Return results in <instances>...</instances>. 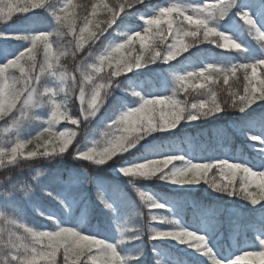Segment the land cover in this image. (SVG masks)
Segmentation results:
<instances>
[{"label":"snow or ice","instance_id":"obj_1","mask_svg":"<svg viewBox=\"0 0 264 264\" xmlns=\"http://www.w3.org/2000/svg\"><path fill=\"white\" fill-rule=\"evenodd\" d=\"M37 10L48 17L47 27L0 31V169L6 174L0 180V208L5 209L0 210V264H132L146 250L125 253L124 246L144 236L149 243L187 245L211 264H244L249 258L264 264V111L254 115L264 109V0H0V22L17 14L23 20ZM12 41L18 42L16 48L8 47ZM201 44L223 50L222 57L202 59ZM179 57L186 66H177ZM68 58L71 69L62 62ZM150 65L169 66L170 94L167 88L145 92L132 85L133 75ZM221 83L228 87H215ZM75 102L74 113L70 105ZM229 111L239 115L217 134L227 141L233 134L244 137L255 154L252 161L237 155L198 162L183 152L159 154L144 144L149 137L175 134ZM94 120L103 125L98 138L90 131ZM33 125L35 131L28 133ZM141 147L145 154L138 157ZM58 158L79 166L66 178L56 174L55 187L39 191L71 218L88 190H95L118 239L79 222H61L39 208L49 224L24 219L18 202L37 193L33 181L44 173L25 180L7 173ZM105 165L135 191L142 227H130L127 215L118 221L125 205L111 198L90 171ZM149 180L180 187L207 184L217 194L247 201L260 216L235 225L245 242L225 255L211 244V227L170 218L174 205L138 186ZM129 203L135 208V201Z\"/></svg>","mask_w":264,"mask_h":264},{"label":"trees","instance_id":"obj_2","mask_svg":"<svg viewBox=\"0 0 264 264\" xmlns=\"http://www.w3.org/2000/svg\"><path fill=\"white\" fill-rule=\"evenodd\" d=\"M77 3H88L89 0H76ZM112 2V0H109ZM154 3L159 2V0H153ZM38 14L30 15L28 18L20 19L19 14H17L14 19L8 23L0 22V31H9L13 28L26 27L32 24L36 28H44L49 24L48 17L37 10ZM26 19H28L26 21ZM18 43V42H17ZM9 48H15L10 42ZM199 48L202 49L201 58L204 59L205 53L208 51H215L217 54H223V50L216 48L211 44H201ZM196 49H190V52H195ZM134 55V54H133ZM185 56L189 53H185ZM178 60L181 62L177 64V61H173V64H177L178 67L184 66L183 57H179ZM67 64L68 68L71 69L72 62L70 58L62 61ZM199 63V60H197ZM150 69H142L140 73L134 74L132 78V85L135 86L136 82L143 81L146 82L147 90L151 91L152 83L155 82L161 87L159 75L161 69L164 65H150ZM128 75H132L129 73ZM123 79V77H121ZM230 84L234 86H239L238 82L230 81ZM218 89L227 88V85L218 84L215 85ZM145 90V89H142ZM153 91V90H152ZM220 95L225 96L226 93L220 92ZM134 98H129V103H131ZM72 111L75 113L78 111V102L70 105ZM253 105V108H256ZM263 109L257 108L254 115H259ZM251 111V110H250ZM239 114L235 112H227L220 114L221 118L217 119L215 117L209 120L195 122L198 126H188L187 128H178L175 134L163 133L158 134V138L153 140L152 137L148 138V141L144 142L149 148L157 150L159 154H165L166 150L170 152H178L182 147L186 152L191 149L190 142H196V156L198 162L200 158H208L212 156L210 152L212 148L218 146L221 142H226L230 145L231 151L234 154H238L241 149H244L245 155H250V158L254 159L253 150L247 146L246 139L239 134H233L230 141L222 140L218 134L217 130L221 126H226L235 122ZM103 125L94 120L90 125V131L92 134L97 135L102 131ZM35 131V125L28 129V133H33ZM0 138H3V133L0 132ZM33 146L30 145L31 149ZM135 151V150H133ZM184 153V152H183ZM145 154V148L141 147L139 151H136L138 157ZM191 158V157H190ZM79 165L70 158L54 159L51 161H40L33 163L30 167L25 165L22 169H17L14 172H9L7 175H12L20 178L21 180L30 179V177L35 176L37 171L43 172L44 175L39 177L38 181H33V186H37V193L31 198H21L18 202V207L24 219L32 225H46L50 222L44 217L40 216L36 209L39 208L40 211L45 214L55 215L61 222L72 223L75 225L77 222L81 223L85 229L89 231H95L99 233L106 234L110 239H118L119 234L115 230V226L108 219V213L103 210V206L99 204L96 200L95 190L89 189L85 201H81L80 205L76 208L74 215L69 218L65 210L58 202L44 196L40 191L39 187L50 186L55 187L52 184V178L56 174H61L65 178L73 169L78 168ZM93 175H95L99 180L103 182L105 188L110 192L114 193L117 198L122 199V203L125 205L122 208V215H127L126 219L128 225L133 228H139L144 225V219L137 215V212L142 211V205L136 196L135 191L127 184L126 178L118 175L116 171L110 166H103L99 169H90ZM5 172L0 169V180L5 177ZM138 186L141 188L150 190L158 199L165 202H173L182 205V211L184 216V222L191 224L193 222L192 217L198 226H200L201 219L206 215L207 211H212V216H209V223L215 229L217 227V232L214 234L215 237H219L218 244L226 243L229 245V250H233L232 241L235 235L237 246L241 247L244 245V237L242 234H237L235 230V225L239 224L241 226L249 224L257 217L260 213L253 209V207L245 200L239 199L237 197L222 196L213 192L207 184H200L197 186H185L180 187L177 185L168 184L162 180H149L140 181ZM130 201H135L136 206L132 208L130 206ZM86 209L87 216L83 214ZM0 210H5L0 208ZM175 216L173 211L170 214ZM176 219L180 220L175 216ZM119 222H123L124 217L119 219ZM180 222L184 224L181 220ZM161 227V225H156ZM213 230V229H212ZM126 235H135V233H126ZM249 239H251V233H249ZM141 248L146 250L145 256L140 262H132V264H156V260H161L163 255L160 253V249L168 254L171 259H174L178 264H211L206 262L195 249L189 248L187 245H183L174 240H162L154 241L152 243L148 242L147 236H144L141 240H136L130 242L124 246L125 253H135ZM155 248V252L153 251ZM255 260L256 264H259L258 258H249L244 264H252Z\"/></svg>","mask_w":264,"mask_h":264},{"label":"rangeland","instance_id":"obj_3","mask_svg":"<svg viewBox=\"0 0 264 264\" xmlns=\"http://www.w3.org/2000/svg\"><path fill=\"white\" fill-rule=\"evenodd\" d=\"M247 38V37H246ZM15 43H13L14 45ZM222 57V55H215L214 53H211L207 56L206 60H218ZM168 67L169 66H166V70L165 71H162V70H159L160 71V80L162 82V86L160 88H158L157 84L156 83H153V86H152V89L153 90H164L165 88H167L169 90V94H170V89L172 87V78H171V74L170 72L168 71ZM138 88H141L143 87V84L142 83H139V85L137 86ZM145 92H147V90H145ZM220 146L216 149H213V156H234V154L230 151V148L228 145H226V143H220L219 144ZM195 150V144H192V150L191 152H194ZM169 151V150H167ZM179 151H183V148H181ZM168 153V152H167ZM243 153V150H241L239 152V154L241 155ZM250 161H252L250 158H248ZM105 191L106 188H105ZM109 193V196L111 198H113L115 201H118V202H121L122 203V200L121 199H118L115 197V195L113 193H110L109 191H107ZM172 205H174V210L176 211V215L177 217H180L181 215V212L182 210H180V206L179 204H174V203H171V202H168ZM85 214V212H83ZM121 216V215H120ZM204 223V226L207 225V223ZM196 226V224H194ZM208 226V225H207ZM211 244L214 246V248L219 252V253H222L221 249L218 247V245L215 243V241H210ZM234 246H235V249L232 251H236L237 250V247H236V243L234 242ZM226 248V247H225ZM163 252V251H162ZM231 252V253H232ZM230 254V253H229ZM228 255V254H226ZM205 257V256H204ZM207 258V261H210L208 257ZM175 262L171 260V258L168 256V255H165V257L163 258L162 260V264H174Z\"/></svg>","mask_w":264,"mask_h":264}]
</instances>
